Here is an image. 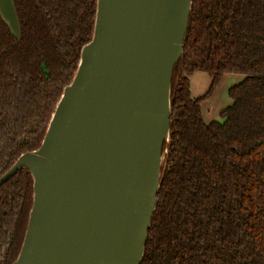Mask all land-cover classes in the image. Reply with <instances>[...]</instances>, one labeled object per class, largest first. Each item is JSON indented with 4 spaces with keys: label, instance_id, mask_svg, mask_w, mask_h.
Listing matches in <instances>:
<instances>
[{
    "label": "trees",
    "instance_id": "obj_1",
    "mask_svg": "<svg viewBox=\"0 0 264 264\" xmlns=\"http://www.w3.org/2000/svg\"><path fill=\"white\" fill-rule=\"evenodd\" d=\"M19 39L0 18V176L37 149L91 40L96 0H13ZM170 82V128L140 264H264V0H192ZM211 76L201 97L188 77ZM225 72L232 103L205 123L200 102ZM32 178L0 185V264L23 242Z\"/></svg>",
    "mask_w": 264,
    "mask_h": 264
},
{
    "label": "water",
    "instance_id": "obj_2",
    "mask_svg": "<svg viewBox=\"0 0 264 264\" xmlns=\"http://www.w3.org/2000/svg\"><path fill=\"white\" fill-rule=\"evenodd\" d=\"M91 40L26 169L31 209L12 264H140L169 140L170 82L192 0H96ZM0 18L19 36L13 0Z\"/></svg>",
    "mask_w": 264,
    "mask_h": 264
},
{
    "label": "crops",
    "instance_id": "obj_3",
    "mask_svg": "<svg viewBox=\"0 0 264 264\" xmlns=\"http://www.w3.org/2000/svg\"><path fill=\"white\" fill-rule=\"evenodd\" d=\"M243 74L225 72L209 96L200 102L201 117L205 123L219 119V113L232 103L228 96V89L240 82ZM190 96L197 98L203 96L210 87L211 76L209 73L196 71L188 77Z\"/></svg>",
    "mask_w": 264,
    "mask_h": 264
},
{
    "label": "flooded vegetation",
    "instance_id": "obj_4",
    "mask_svg": "<svg viewBox=\"0 0 264 264\" xmlns=\"http://www.w3.org/2000/svg\"><path fill=\"white\" fill-rule=\"evenodd\" d=\"M2 22H3V21H2ZM3 23H4V22H3ZM4 24H5V23H4ZM6 26H7V24H6ZM7 28H8V30L10 31V28H9L8 26H7ZM10 33H11V31H10ZM19 33H20V24H19ZM11 35H12L16 40L19 39V36H18V37H15L12 33H11ZM16 173H17V171H16ZM16 173H15V174H16ZM4 174H5V173H4ZM1 176H2V175H1ZM1 176H0V177H1ZM12 177H13V176H12ZM12 177H10V178H12ZM10 178H9V179H10ZM9 179H7L6 181H8ZM6 181H4V182H6ZM4 182H3V183H4ZM3 183H1V184H3ZM1 184H0V185H1Z\"/></svg>",
    "mask_w": 264,
    "mask_h": 264
}]
</instances>
